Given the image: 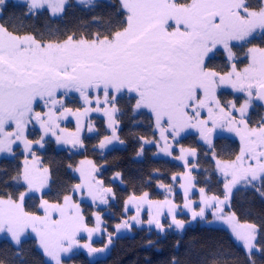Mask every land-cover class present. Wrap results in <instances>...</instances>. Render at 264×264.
<instances>
[{"label": "snow or ice", "instance_id": "1", "mask_svg": "<svg viewBox=\"0 0 264 264\" xmlns=\"http://www.w3.org/2000/svg\"><path fill=\"white\" fill-rule=\"evenodd\" d=\"M79 2L87 6L94 0ZM24 6L28 17L47 11L56 18L69 5L68 0H24ZM120 6L124 19L110 29L92 34L59 30L49 36L19 34L0 24V154H13V145L19 142L33 157L31 164L26 158L23 169L13 177L17 183L23 182L25 191L16 199L0 197V233H7L19 251L21 237L31 229L38 238L39 248L52 264H63L62 254L71 253L74 248H85L89 255L105 251L112 243L111 233L102 248L82 244L78 239L81 233H86L90 241L101 230L102 221L98 213H93L96 225L89 227L72 195H64L62 204H50L42 199V216L24 210L25 197L40 192L48 178V169L36 166L32 145L43 147L45 137L51 135L58 143L83 148L80 133L85 125L81 118L93 111L107 117L111 129V135H104L98 147L105 149L114 141L124 144L117 135L116 113L120 111L121 94L129 93L135 94L134 110L146 109L154 117L164 141L161 146L155 140L141 137L143 144L137 155H143L144 144H155L164 155L183 162L187 171L171 179L183 189V209L190 213L191 220L177 218L183 213L178 212L180 206L172 199L152 200L144 192L141 196H130L125 202V211L135 207L136 214L116 224V232L130 230L133 222L144 223L140 216L145 207L147 224L154 225L161 233L166 228L161 222L165 208L170 218L167 227L175 226L180 232L191 221L199 219L211 224L219 220L229 226L237 242H242L250 264H256L254 254L264 256V243H256L257 226L240 223L235 212L225 213L224 209L230 207L237 185L264 196V118L256 127H250L247 119L252 100L264 101V47L248 48L251 62L243 71L237 70L233 62L231 71L221 74L209 68L207 61L221 48L227 59L233 61L236 55L233 42L243 43L257 30L264 31V3L255 10L247 0H120ZM6 7L7 0H0V16ZM222 84L244 93L247 99L239 107L234 102L222 105L216 93ZM61 90L65 96L69 92L79 93L89 107L83 112L73 111L58 96ZM92 92L96 93L94 106ZM37 102H42L47 111H36ZM205 110L206 117L202 115ZM233 112H239L238 119ZM69 115L76 117L74 132L59 124L60 119ZM32 122L43 133L36 141L25 135ZM189 128L196 129L210 149L217 128L235 132L241 141L240 152L234 160H221L214 151L211 153L216 171L222 177L224 195H209L201 187L200 203L195 207L191 197L195 187L191 169L197 164H190L188 157L195 159L197 152L181 147L180 155H174L167 135L177 141ZM93 130L89 123L87 131ZM81 165L76 171L80 172L83 182L75 185L73 193L86 189L94 204L98 201L107 205L109 197L115 199L112 188L105 187L94 175L96 165L91 160L81 161ZM158 187L165 188L171 196V186L161 183ZM209 212L214 221L207 220ZM170 264L178 261L173 258ZM212 264L220 262L214 259Z\"/></svg>", "mask_w": 264, "mask_h": 264}, {"label": "trees", "instance_id": "2", "mask_svg": "<svg viewBox=\"0 0 264 264\" xmlns=\"http://www.w3.org/2000/svg\"><path fill=\"white\" fill-rule=\"evenodd\" d=\"M68 1L69 6L66 7V11L56 18L51 17L47 11L38 16L28 17L24 5L7 2L3 16H0V24L19 34L49 36L57 30L61 33L92 34L110 29L124 19L118 0L95 1L88 6H78L73 3L74 0ZM247 2L254 10L262 4V0H247ZM250 47H264V33L250 39L246 44L234 47L238 65L242 64L240 59L246 57ZM207 64L209 68L221 74H225L229 69L224 53L221 51L207 61ZM66 106L80 108L77 100L66 102ZM133 106L134 99L131 97L123 96L119 99L120 111L116 116L117 135L124 144L103 152L98 145L104 135H108L105 121L100 118H90L95 125V134L83 136L84 147L80 151L59 149L50 139L44 141L41 149L36 148L35 156L40 160L42 167L48 169V187L40 197L29 195L25 199L24 210L40 215L41 199L47 200L50 204L61 203L63 196L71 195L73 187L78 184L73 168L79 161L91 159L97 168V179L102 181L105 187L112 188L115 193V199L110 198L104 208L106 215L103 216L104 226L107 229L105 230L108 234H112V243L105 249L104 254L97 258L90 259L84 253H77L66 260L69 264H170L173 258L178 261V264H212L214 259L220 264H250L244 249L237 245L223 228L191 223L183 232L172 230L164 235L150 229L135 227L126 229L125 234H114L115 225L124 217L125 201L132 195L139 196L148 192L152 200H162L165 192L163 191L164 194L160 192L158 185L163 183L172 187L175 202L179 206L183 202L182 195L178 191L179 183L173 182L171 178L173 175L183 173L184 167L172 159L156 156L154 145H144V153L138 157L137 152L143 144L140 138L156 141V127L149 113H135ZM262 115V108L253 106L247 118L249 126H258ZM30 131L34 136L33 141L39 139L38 131ZM29 137L32 138L30 135ZM212 144L213 148L210 149L200 143L194 135L184 137L179 143L197 152L195 160L191 162L197 164L191 172L195 188L199 190L203 187L209 195L223 197L222 179L216 171L211 153L214 151L221 160H234L240 152V146L237 141L225 136H215ZM23 159L24 154L18 148L11 157L0 156V197L11 196L16 199L21 191H25V186L13 179L17 171L22 170ZM118 172L121 173L119 177L116 176ZM229 203V212H235L240 223H252L257 226L256 243H264V196H261L258 191L240 187L233 191ZM82 205L86 223L92 227L90 213H94L95 210L89 204ZM181 218L188 220L184 215H181ZM104 245H106L105 240L101 239L96 241L93 247L102 248ZM254 259L256 264H264V256L259 253L254 254ZM0 262L3 264H48L38 250L36 241L31 237L21 240L19 251L11 240L1 238Z\"/></svg>", "mask_w": 264, "mask_h": 264}, {"label": "rangeland", "instance_id": "3", "mask_svg": "<svg viewBox=\"0 0 264 264\" xmlns=\"http://www.w3.org/2000/svg\"><path fill=\"white\" fill-rule=\"evenodd\" d=\"M95 1H104V0H94V2H95ZM7 2H13V3H16V4H22V5H24V0H7ZM118 2H119V5H120V0H118ZM68 3H69V1H68ZM73 3L76 4V5H78V6H86V5H84V4H81V3L79 2V0H74ZM262 3H264V0H262ZM87 6H88V5H87ZM120 8H121V6H120ZM48 14L51 16V13H50V12H48ZM51 17H52V16H51ZM262 33H264V31L257 30V31L253 34V36L249 38V40L252 39V38H255V37H259ZM249 40H248V41H249ZM248 41H245V42H243V43H241V42H233V43L235 44L236 47H239V46H241V45H243V44H246V42H248ZM220 51L223 52V49L221 48ZM223 53H224V52H223ZM224 56H225V58H226V60H227L228 66H229V69H228V71H227L226 73H228V72L231 71V63H233V62L236 64V66H237V70H239V71H243V69H244L245 67H247L248 64L251 62V61H250V58H249L248 51H247L246 57H243V58L240 59V60L242 61V64H241V65H238V60H237L236 58H234L233 61H229V60L227 59V56H226L225 53H224ZM244 58H245V62H244ZM226 73H225V74H226ZM216 93H217V98L221 101V104H222V105L227 104L228 102H234V103H236L237 107H239L240 105L243 104L244 100L247 99V97L245 96L244 93H240V92H237V91L233 90L232 87H231L230 85H228V84H222V85H219V87H218L217 90H216ZM201 95H202V93H201ZM221 95H222V96H221ZM58 96L63 100V102H64L65 105H66V102H73L74 100H77V101L79 102V105H80L79 110H80L81 112H83L84 108L89 107V105L85 104V102L80 98L79 93H77V92H69V93L67 94V96H65L64 93H63V90H61V92L58 93ZM123 96H127V97H131V98H133V99H134V105H135V98H134V97H135V94L123 93V94H121V97H123ZM95 97H96V93H95V92H92V93H91V98H92V100H93V106H94V104H95ZM121 97H120V98H121ZM72 99H74V100L71 101ZM101 99H102V97H101ZM253 106H255V105H254V99H253L252 102H251V107L248 109V112H247V118H248L249 112L253 109ZM34 108H35L36 111H47V109L43 106V103H42V102H37V104L34 105ZM69 108H72V107H69ZM133 108H134V106H133ZM72 109H73V111L77 110V108H72ZM229 110H231V109H229ZM262 110H263L262 118H264V109L262 108ZM134 112H135V113H138V112H147V113H149L148 110H146V109L134 110ZM149 114L151 115V113H149ZM202 115H203L204 117H206V116H207V111L205 110V111L202 113ZM233 115H234L237 119H238L239 116H240L239 112H233ZM116 116H117V113H116ZM151 116H152V115H151ZM152 117H153V116H152ZM90 118H100V119H103V120L105 121V124H106V129H107V131H108V135H111V129H110L109 126H108V120H107V117H105V116H104L102 113H100V112H95V111H93V112H89V113H87L85 116H83V117L81 118L82 121H83V123H84V125H85L84 129H83V130L81 131V133H80V138H81V140H82V138H83L84 135H86V136H92L93 134H95V125L90 121ZM153 121H154V123H155L154 117H153ZM89 123H91L92 126H93V129H94V130H93L92 132H88V131H87V125H88ZM59 124H60L61 128H65L68 132H74V131L76 130V117H75V116H71V115H69V116H67V117H65V118L60 119V120H59ZM258 124H259V123H258ZM155 127H156V125H155ZM117 128H118V125H117ZM30 130H36V131L39 132L40 136L43 135V133H42V131H41V129H40V127H39L38 124H36L35 122L30 123V124L28 125L27 129H26L25 135H26V137H27L28 139H30V140H32V141L34 140V139H33L34 136H33L32 131H30ZM29 135H30L32 138H30ZM167 135H169V141H168L169 144H172V145H173V147H172L173 154L176 155V156L180 155V148L183 147V146L179 145L180 141H181L184 137L189 136V135H194V136H196L197 140H198L200 143L204 144L206 147H209L207 144H205V143L203 142V140H201L198 131H197L196 129H194V128H189V129H186L185 131H183V132L181 133L180 137L177 138V141H173V140L171 139L170 134H167ZM215 136H225V137L232 138V139H234L235 141H237V142L239 143V146H240V148H241L240 137H239L238 135H236L235 132H228V131H226V130H223V129L217 128V129L215 130V132L213 133L212 139H213ZM48 139L52 140V141L56 144L57 148H59V149L69 150V151H71V152H78V151H80V149H81V147H79V146L73 147L71 144H65V143H63V142L58 143V142L56 141V138H55L54 136H51V135L45 137V141L48 140ZM152 140H153V139H151V140H149V141H152ZM156 141H157V142L159 143V145H161V146H162L163 143H164V141L161 139L160 129L157 128V127H156ZM119 145H120V144H119L118 142L114 141L113 144L108 145L105 149H101V150L104 152V151H106V150H108V149H110V148H113V147H116V146H119ZM144 145H145V146H148V145H154L155 148H156V156H160V157H165V158H168V159H172L173 161H175L176 163H178L179 165H181V166L184 167V164H183L182 161L177 160V159H173V158L170 157V156H166V155H164V153L160 151V148L157 147L155 144H144ZM16 148H18V149L20 150V152H22V153L24 154V159L22 160V169H23L25 159L27 158L29 164H31V163L33 162V157L31 156L30 153H26V152L24 151V145H23L22 143H19V142H18L16 145H13V149H14V151H15ZM36 148L41 149L42 147H41L39 144L33 143V145H32V151H34ZM183 148H185V149H189V148H186V147H183ZM13 154H14V153H13ZM0 156H3V157H11L12 154H7V153H5V154H0ZM138 157H140V156H138ZM87 160H91V159H85V160H81V161H87ZM188 160H189V162H190V164H191V162H193L195 159L192 158L191 156H189V157H188ZM81 161H79V163L73 168V173H74L75 176L78 178V183H82V182H83V181L81 180L80 172L76 171L77 168L82 167V165H81ZM91 161H92V160H91ZM35 163H36V166H37V167L43 169V167H42V165H41V163H40V160H38L36 156H35ZM83 167L87 168L88 166H87V165H83ZM192 170H194V168L191 169V172H192ZM185 171H187V169L184 167V172H185ZM191 174H192V173H191ZM94 175H95L96 178H97V171L94 173ZM47 177H48V173H47ZM220 177H221V176H220ZM221 179H222V177H221ZM48 181H49V178H47L46 185H45L44 188L41 189L40 192L29 193V195H37V196L40 197L41 194H42L45 190H47V187H48ZM19 184L25 186V185L23 184L22 181H21ZM74 187H75V186H74ZM74 187H73V189H74ZM240 187H241V185H237V187H236L235 189H233V191L236 190L237 188H240ZM25 189H26V186H25ZM73 189H72V190H73ZM158 189L160 190V192L162 191L163 194H164V192H165V196H164V198H163L162 200H159V201H163L164 199L169 198V199H172V200L175 202V195H174V192H173V191H172L171 196H169V193L166 191L165 188H160V187H158ZM163 191H164V192H163ZM178 191L181 193V195H182V201L184 202L183 189H181L179 185H178ZM224 191H225V190H224ZM71 195L73 196V202L78 203V204L80 205V208H81V211H82L83 214H84V206H83L82 204H84V203H85V204H89V205H91V206L94 208V210H95L94 213H98V214L101 216V221H102V223H101V225H100V229H101V230H100L99 232L94 233L93 236H92V239H91L90 241L88 240V237H87V234H86V233H81V234L79 235V237H78V239L80 240V242H81L82 244H83V243H91V245L93 246L94 243H95L96 241H99V240H101V239H104V240H105V243L107 244V243H108V233L105 231L106 228H105V226H104V218H103V216L106 215V214L104 213V208L106 207V205H104V204H99L98 201L94 204V203L92 202L91 197L88 196V193H87V190H86V189L83 190L82 192H81V191H76L75 193H73V191H72ZM141 195H142V194H141ZM141 195H139V196H141ZM195 195H196V196H195ZM27 197H28V196H26L25 199H26ZM191 197H192V199H193V201H194V207L200 203V194H199V190H197L195 187H194V188L192 189V191H191ZM110 198H111V197H109V199H110ZM149 198H150V196H149ZM150 199H151V198H150ZM43 200H44V199H43ZM127 200H128V199H127ZM127 200H126V201H127ZM41 201H42V199L40 200V205H41ZM126 201H125V202H126ZM183 202H182V204H181V206H180L178 212H182L184 216H187L188 221H190V220H191L190 213H188L186 209H183ZM62 203H63V201L61 202V204H62ZM175 203H176V202H175ZM224 211H225V213H230V212H229V206H226L225 209H224ZM40 212H41L40 215L42 216V215H43V209H42L41 207H40ZM135 214H136V209H135V207H129L128 210H127V212H126V211H125V204H124V217L121 219L120 223H121L122 220H124L125 218L130 217V216H133V215H135ZM90 215H91V220H92V227H95V225H96V220H95V216L93 215V212H91ZM54 218H56V217H54ZM148 218H149V217H148V214H147V208L145 207V208L141 211V216H140V219H142V220L144 221V223H142V224H140V225H137V224H135V223L133 222V223H132V227L139 228V229H150V230H153V231H155L156 233H158V234H160V235H164L167 231H172V230H174V231H178V230L175 229V226H172L171 228H168V227H167V225L170 223V218H167V209H166V208L164 209V216L161 217V222H162L163 224H165V226H166L165 231H164L163 233H161V232H159L157 229H155V226H154V225H153V226H149V225L147 224V220H148ZM177 218H178V219H182V218H181V215H179V214H178ZM207 220H209V221H214V218L212 217L211 212H209V213L207 214ZM130 222H131V221H130ZM191 223H193V224H194V223H198V224H201V225H204V226H209V227L223 228V229H225V230L230 234V236H231V238L233 239V241H234L237 245H239V246H241V247L243 248V244H242V242H237V241L235 240L234 236L231 234V229L229 228V226H228L227 224L223 223V221L215 220L213 223H211V224H207V223H205L204 221H200V220L198 219V220H196V221H191ZM191 223H190V224H191ZM186 226H188V224H186ZM186 226H185V227H186ZM114 228H115V227H114ZM106 230H107V229H106ZM114 230H115V229H114ZM126 232H127L126 229H121V231H120L119 233H117L116 230H115L114 234H115V235H122V234H125ZM178 232H180V231H178ZM27 237H31V238H33V239L36 241V245H37L38 250H39L40 253L44 256V254H43V250L39 248L38 238L36 237L35 233L31 232V229H28V230L25 232V234L21 237V240H23V239H25V238H27ZM1 238H7V239L11 240V239H10V236H9L7 233H0V239H1ZM11 242H12V241H11ZM107 248H108V247H107ZM107 248H106V249H107ZM243 249H244V248H243ZM244 251H245V249H244ZM77 253H84V254L87 255L90 259L97 258L98 256L104 254V253H93V254L89 255L87 249H85V248H74L73 251H72L71 253H68V254H62L61 259H62L63 264H69L68 262H66V260H68L71 256H73L74 254H77ZM44 259H45V261H46L48 264H52V262L49 260V258H47V257L44 256ZM73 264H74V263H73Z\"/></svg>", "mask_w": 264, "mask_h": 264}, {"label": "water", "instance_id": "4", "mask_svg": "<svg viewBox=\"0 0 264 264\" xmlns=\"http://www.w3.org/2000/svg\"><path fill=\"white\" fill-rule=\"evenodd\" d=\"M254 104L264 109V101L254 99Z\"/></svg>", "mask_w": 264, "mask_h": 264}]
</instances>
